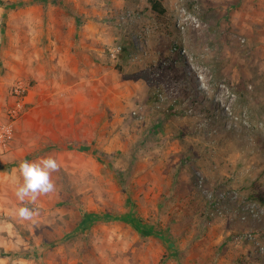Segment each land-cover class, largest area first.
<instances>
[{
  "label": "rangeland",
  "instance_id": "rangeland-1",
  "mask_svg": "<svg viewBox=\"0 0 264 264\" xmlns=\"http://www.w3.org/2000/svg\"><path fill=\"white\" fill-rule=\"evenodd\" d=\"M160 1L0 0V264H264V0Z\"/></svg>",
  "mask_w": 264,
  "mask_h": 264
},
{
  "label": "clouds",
  "instance_id": "clouds-1",
  "mask_svg": "<svg viewBox=\"0 0 264 264\" xmlns=\"http://www.w3.org/2000/svg\"><path fill=\"white\" fill-rule=\"evenodd\" d=\"M19 172L23 182L15 190L17 199L29 204L35 203L38 195L54 191L51 173L59 169L57 160L51 156L37 161L23 160L19 163ZM34 211L27 206L17 209V215L25 220H31Z\"/></svg>",
  "mask_w": 264,
  "mask_h": 264
},
{
  "label": "built area",
  "instance_id": "built-area-1",
  "mask_svg": "<svg viewBox=\"0 0 264 264\" xmlns=\"http://www.w3.org/2000/svg\"><path fill=\"white\" fill-rule=\"evenodd\" d=\"M109 52L113 59L116 58L118 56V53L120 52V46L110 48ZM11 92L15 99V103L18 110L9 109V117H5V119L0 120V172L3 171V168L6 164L7 154L11 150L13 141L15 139L14 125L17 119L16 116L18 114L19 109L23 106L26 98L25 87L22 82L16 83V85L12 87ZM256 232V230L249 231V233H246L247 238H255V236L253 235L256 234ZM258 245V251L260 249V251L263 252L264 246H261V242H259Z\"/></svg>",
  "mask_w": 264,
  "mask_h": 264
},
{
  "label": "trees",
  "instance_id": "trees-1",
  "mask_svg": "<svg viewBox=\"0 0 264 264\" xmlns=\"http://www.w3.org/2000/svg\"><path fill=\"white\" fill-rule=\"evenodd\" d=\"M149 1H150L151 5H152V8L154 9V11L159 12V13H163L165 11V8H164V6H163V4H162V2L160 0H149ZM257 199L261 203L264 204V196H261V197H259Z\"/></svg>",
  "mask_w": 264,
  "mask_h": 264
},
{
  "label": "crops",
  "instance_id": "crops-1",
  "mask_svg": "<svg viewBox=\"0 0 264 264\" xmlns=\"http://www.w3.org/2000/svg\"><path fill=\"white\" fill-rule=\"evenodd\" d=\"M2 93H3V88H2V86L0 85V98H1V96H2ZM1 110H2V107H0V111H1ZM4 113H5V111L1 114L2 117H4V115H5ZM6 165H7V160H6V164H5V166H6ZM5 166H4V167H5ZM0 173H1V172H0Z\"/></svg>",
  "mask_w": 264,
  "mask_h": 264
},
{
  "label": "bare ground",
  "instance_id": "bare-ground-1",
  "mask_svg": "<svg viewBox=\"0 0 264 264\" xmlns=\"http://www.w3.org/2000/svg\"><path fill=\"white\" fill-rule=\"evenodd\" d=\"M252 126V125H251ZM258 129L260 128L259 126L257 127Z\"/></svg>",
  "mask_w": 264,
  "mask_h": 264
}]
</instances>
